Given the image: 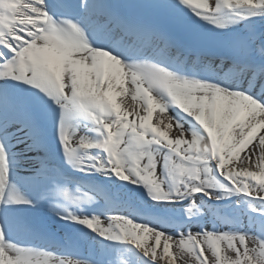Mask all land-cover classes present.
<instances>
[{
  "label": "bare ground",
  "instance_id": "bare-ground-1",
  "mask_svg": "<svg viewBox=\"0 0 264 264\" xmlns=\"http://www.w3.org/2000/svg\"><path fill=\"white\" fill-rule=\"evenodd\" d=\"M71 1L77 14L91 17L92 0ZM185 2L187 14L170 16L200 30L212 43L225 45L255 31L260 41H249L264 44V0ZM217 2L227 10L216 13ZM47 8L46 0L11 1L5 34L0 38V87L18 70V59L26 58L33 69H52L66 95L97 93L112 104L114 113L103 120L95 117V126L73 123L65 142L68 147L79 144L83 149L79 171L91 172L95 164L102 167L89 184L96 193L79 181L64 178L70 183L65 190L76 188L72 199L82 197L83 204L64 211L62 223L67 229L59 232L80 255L61 253L66 246H57V253L11 239L2 243L0 229V264H264V218L253 219L244 207V194L264 205V70L239 72L233 62L222 60L213 67L207 60L200 68L188 65V73L181 68L177 72L153 60L158 58L152 53L156 52L154 42L139 47L141 54L146 52L145 58L125 57L123 53H130L132 47L121 44L117 50L108 40L91 50L64 46L37 33ZM245 17L253 20L250 26L245 25ZM98 36L104 37V33H97L95 39ZM10 53L13 60L8 61ZM217 75L241 90L206 80ZM172 99L177 101L176 108ZM113 116L121 118L113 121ZM100 124L105 126L98 136L86 132L87 128L99 129ZM8 128L0 125V192L8 182L13 195L1 207L0 224L1 217L18 220L22 216L23 200L58 212L60 199L47 198L60 178L55 177L56 170L49 166L50 176L44 177L36 173V161L18 162L17 156L26 154L30 146L25 132L19 133L17 144ZM3 138L18 153L13 162ZM213 162L232 184L223 185L215 178ZM102 184L105 190L100 191ZM108 189L119 201L115 210L104 213L102 196ZM198 195L203 196L199 204L194 202ZM123 196L139 211L121 200ZM259 214L264 216V211ZM163 216L167 217L164 221ZM257 223L262 224V232ZM199 225L202 230H197ZM92 231L102 241L86 234Z\"/></svg>",
  "mask_w": 264,
  "mask_h": 264
},
{
  "label": "rangeland",
  "instance_id": "rangeland-1",
  "mask_svg": "<svg viewBox=\"0 0 264 264\" xmlns=\"http://www.w3.org/2000/svg\"><path fill=\"white\" fill-rule=\"evenodd\" d=\"M25 44V42H23V45ZM215 82L228 88V89H231V90H241V88L238 86V85H235V84H232L231 82L232 81H228L226 78H224L223 76H220V75H217L216 78H214ZM188 155H191L189 151H187ZM177 155V154H176ZM185 163V162H183ZM211 171H212V174L215 176V178L217 180L220 181L221 184L223 185H230L232 184V182L230 181V178H226V177H223L221 176L219 173H218V170H217V167L215 165V163H211ZM243 194V193H242ZM245 195V198H244V207L247 211V215L253 217V219L255 220H262L264 218L263 215L259 214V211H264V205L261 201H255V200H252L250 199L247 194H244ZM203 200V196L202 195H198V196H195L194 198V202L195 203H201V201ZM227 203V202H226ZM183 205H188V202H183ZM227 215V214H226ZM210 221H213L210 219ZM262 225V224H261ZM259 224L258 226V223H257V227L259 228V230L262 232V226ZM193 230H196L193 229ZM197 230H202V225H199L197 226ZM73 254H79L80 255V252L77 253V252H74Z\"/></svg>",
  "mask_w": 264,
  "mask_h": 264
}]
</instances>
